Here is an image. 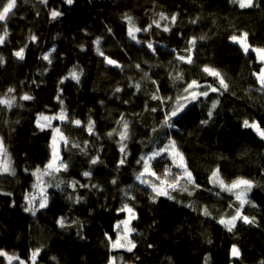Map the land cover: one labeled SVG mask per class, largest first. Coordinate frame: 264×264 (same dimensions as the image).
<instances>
[{
    "label": "trees",
    "instance_id": "16d2710c",
    "mask_svg": "<svg viewBox=\"0 0 264 264\" xmlns=\"http://www.w3.org/2000/svg\"><path fill=\"white\" fill-rule=\"evenodd\" d=\"M17 3L14 15L6 21L9 35L0 45L5 61L0 65V97H16L14 108L0 107V138L16 170L15 176L0 174V249L28 261L31 251L41 248L37 264H108L109 257L115 255L129 264H205L206 257L208 264H262L264 140L243 126L248 119L264 128V91L252 74L259 72L261 64L251 50L245 54L229 37L247 32L250 45L264 47V0H254L259 6L245 9L230 0ZM52 10L62 11L63 15L53 20L49 15ZM161 13L168 19L161 20L157 28L152 21L159 20ZM125 15L133 17L141 29L152 24L149 32L136 34L141 44L128 37ZM173 15L177 17L174 24ZM165 25L170 31L162 30ZM3 31L0 22V34ZM32 35L37 37L36 42L31 41ZM194 37L193 63L178 60V55L189 54L188 41ZM97 38L104 55L121 67L106 64L97 54L93 44ZM149 41L154 43L155 54L146 46ZM25 45V59L17 60L12 52ZM46 52H51V64L42 59ZM206 65L221 73L229 91L209 92L207 97L189 102L172 118V127L164 126L165 115L175 108L192 80L219 87L216 78L202 71ZM73 68L82 70L80 82L69 78L61 84ZM177 75L182 79H175ZM10 87L15 91L9 94ZM117 87L119 93L115 92ZM58 92L70 119L81 120L82 125L55 120L69 141L67 145L62 142L60 149V159L68 169L47 176L52 185L46 190L48 205L33 216L23 211L24 196L37 194L32 172L43 170L52 155V130H41L36 121L39 114L61 111ZM25 93L33 99L20 100ZM154 94L164 102L153 100ZM214 101L218 104L209 119ZM89 119L94 121V135L87 131ZM122 120L128 123L129 138L124 141L125 164L118 167L122 159L119 132L123 131L118 121ZM202 120L208 123L202 124ZM109 132H113L111 137ZM170 140L176 141L184 164L200 187L193 188L182 178L176 191L169 189L172 199L159 196L153 202L152 188L136 180L143 168V163L137 161ZM96 156L99 162L92 165L91 159ZM151 168L161 179L165 178V169H170L172 176H183L167 153L152 160ZM217 168L225 183L237 178L252 181L254 186L248 194L251 203L241 211L255 217L254 224L237 220L229 232L218 223L221 217L233 216L239 203L232 193L222 192L209 182ZM84 171L92 175L84 177ZM144 178L160 183L147 174ZM60 181L64 183L57 189L55 185ZM72 181L87 187L78 184L73 191L68 187ZM183 187L188 191L179 190ZM77 196L82 198L79 203L75 202ZM125 204L137 216L130 225L136 230L129 236L136 244L131 253L111 249L105 236L107 233L113 241L116 239V225L127 216L118 210ZM204 208L210 216L202 215ZM60 217L67 225L77 223L61 228L57 224ZM233 245L240 249L239 258L230 255ZM0 264L7 261L0 257Z\"/></svg>",
    "mask_w": 264,
    "mask_h": 264
},
{
    "label": "snow or ice",
    "instance_id": "6c2138e0",
    "mask_svg": "<svg viewBox=\"0 0 264 264\" xmlns=\"http://www.w3.org/2000/svg\"><path fill=\"white\" fill-rule=\"evenodd\" d=\"M64 2L68 5H71L73 3V0H64ZM230 2L234 4H238L239 8L245 9V8H252L253 6H259L258 3L254 4V0H230ZM41 3L46 4L47 0H41ZM18 7L17 0H0V22H3V28L4 31L2 34H0V45H4L6 42V38L9 35L8 27L6 21L10 19L14 15V10ZM51 19H56L57 17H60L63 15L62 11L59 10H52L49 13ZM125 21L128 24V37L135 41L137 44H141L142 41L137 38V33L140 32H149L152 24H154L157 28L161 27L160 21L161 20H167L168 17H166L163 13L160 14L159 20H153L152 24L148 25L147 27L141 29L140 27H137L135 24V21L133 17L125 15L124 17ZM177 20L176 15L171 16V23H175ZM196 21H192V23H195ZM164 32L170 31V28L165 25L162 29ZM111 29H109V32ZM32 42L37 41V37L35 35H32L30 37ZM203 39V37H201ZM230 41L233 43L239 44L240 48L243 50L245 54H248L249 50L256 53L257 61L261 64V67L259 69V72H253L252 74L256 77L257 83L260 85V90L264 91V47H253L250 45L248 41V33L243 32L239 35L233 34L229 37ZM93 44L96 45V51L97 54L104 57V61L108 65H112L115 67H121V65L114 59L109 58L108 56H105L104 53L100 49V39L97 38L95 41H93ZM189 49H188V55L185 56H177V59L185 62V63H193L192 55H191V48L195 47L196 44V38H192L188 41ZM147 48L155 54L156 49L154 46V43L149 41L147 42ZM27 45L20 47L18 50H15L12 52V55L17 60H24L25 59V49ZM81 50L83 51L84 48L81 46ZM52 51H55L53 49ZM175 51V50H173ZM51 52H46L42 59L47 61L49 64L52 63V60L50 59ZM4 57L0 55V65L4 64ZM137 68L140 67V65H136ZM202 71L204 73H207L208 75L216 78L218 80L219 87H213L212 85H200L197 80H192L190 83L187 84V86L184 88V93L186 95L182 96L180 99L183 101H188L189 99L191 101H196L199 97H207L209 95V92H221L223 90L224 92L229 91V84L225 82V78L221 75L219 71H217L214 68H211L209 66H204ZM82 75V70L77 71L76 68H73L67 77H64L61 79L60 83L63 84L66 79H71L75 81L76 83L80 82V77ZM145 76H147V73H145ZM175 79H182L181 76L177 75ZM153 84H155V81H152ZM137 90H139L140 85H135ZM203 89V90H201ZM15 89L8 88L7 93L14 92ZM62 91V90H61ZM121 89L117 87L115 89V92L119 93ZM159 92V89H157V93ZM20 100L23 101H30L33 99V97L27 93L19 97ZM57 99L59 100L61 104V111L53 116H47V115H40L37 117V127L41 128V130L45 128H52L53 131V144L55 145L57 136L61 141L64 142L65 145L69 143L67 137L64 136L63 132L59 127H53L52 126V120H59L61 123L68 122L71 124H74L77 127H80L82 125L81 120H73L70 119V114L67 113L63 108V100L60 99V93L58 92ZM153 100H161V103H163V99L157 95L154 94L152 96ZM16 101L15 96H6V97H0V105H4L8 108H12L14 105V102ZM218 104V101H214L211 109L208 112V117L211 119L213 115L214 109H216ZM185 107L184 103H178L177 106L171 111L170 114L165 115V119L163 121L164 126L172 127L171 120L173 117H176L177 114L183 110ZM152 111H156V109H152ZM118 123L123 124V131L119 132L120 136V152L122 154V159L119 161L118 167L123 166L125 164V158H126V145L124 144V141H126L129 138V131H128V123L127 121H118ZM202 124H207V120H202ZM243 126L245 128H251L253 131L257 133V135L264 140V128H261L260 124L256 121H249L248 119H245L243 121ZM87 131L89 135H94V121L91 119L87 122ZM115 131V130H114ZM108 135L111 137L113 135V132H109ZM87 144V142H85ZM73 147H77V145H73ZM81 152H84V149L81 148ZM163 153H167L170 157H172L173 164L182 169L183 176L177 175L172 176L170 169H165L164 179H161V177L157 176L155 171H152L151 168V161L156 159L158 156H161ZM177 158L179 159V163H177ZM99 162V156L93 157L91 159V164L95 165ZM143 163L142 170L136 175V180L139 181L141 184H147L149 187L152 188L153 193H155V196L152 198L153 202H155V197L159 196H168L169 199H172L173 197L170 195L169 189L172 191H176L180 185V180L183 178L186 181V184L192 185L193 188H199L200 186L196 184L195 180L193 179L192 173L188 171L187 166L184 164V157L183 154L179 151L176 141L170 140L169 144L164 145V147L159 148L158 150H154L150 152L149 154L142 156L140 160L137 161L138 164ZM68 165L60 159L58 153L56 152L55 148L53 150V158L44 166V170L42 171L40 168H37L34 172H32V175L36 177L37 183L33 185V188L35 189L38 185L43 184V177L44 176H51L54 173L60 172L61 170L67 171ZM8 174L11 176L16 175V170L12 166L11 158L8 154V150L4 145L3 138H0V174ZM149 175L152 177H155L157 180L160 181L159 185L151 183L149 180H146L144 177L145 175ZM92 175L91 171H84L83 176L84 177H90ZM209 182L213 185H217L222 192H228L232 193L235 196L236 201L239 202V207L236 209L235 215L231 216L229 219H225L224 217H221L218 221V223L224 225L229 232L233 230V228L236 226L237 220H242L244 224H254L255 223V217H249L247 215H243L241 209L244 208L245 204L251 203V201L248 199V192L251 191L253 188V183L251 180L243 179V178H237L233 180L231 183H225V181L220 177L219 175V169H215L212 171ZM64 181H60L55 185L57 189L60 188V185L63 184ZM113 183H116L115 180H113ZM79 184L78 181H72L68 184V187H71L73 191H75L77 185ZM52 185H48V187H51ZM79 187H87L86 185L79 184ZM95 187V186H93ZM181 191H188L187 187L179 188ZM4 195H11V193H2ZM189 195H192V192H188ZM81 197H76V203H79L81 201ZM25 200V207L23 208V211L26 213H31L33 216L36 215V212L39 209H44L48 205V197L46 194V188L41 189V195L39 198L38 208L36 206V200L37 197L34 194H28L26 193L24 196ZM13 206H15L13 202ZM229 207H232L230 204ZM255 207V205H253ZM122 212L128 213V216L126 219L118 221L116 228H117V235L116 239L113 241L111 237L105 234L106 238L108 239V242L111 246V249H120L124 248L127 252H133V249L136 248V244L129 239V236L131 233L135 232V228L131 227V221L135 220L137 218L136 212L132 207H129L128 204H125L121 209L118 210ZM202 215L205 217H208L211 215V213L208 211L207 208H204L202 211ZM77 222L72 221L71 225L66 224V220L64 217H60L57 220V224L59 227L64 228L66 226H72L75 225ZM122 226V230H121ZM83 238V237H81ZM210 242V241H209ZM152 245H149V248H151ZM41 252V248H36L35 250H32L30 253V256L28 258V261L21 259L19 255L17 254H9L4 249H0V257H3L5 261H7V264H12V261H18V264H37V257ZM230 255L232 258H239L241 256L240 249L233 245L230 250ZM108 264H116V257L110 256L108 259ZM205 264H208V258H205ZM264 264V262H262Z\"/></svg>",
    "mask_w": 264,
    "mask_h": 264
},
{
    "label": "rangeland",
    "instance_id": "374dc122",
    "mask_svg": "<svg viewBox=\"0 0 264 264\" xmlns=\"http://www.w3.org/2000/svg\"><path fill=\"white\" fill-rule=\"evenodd\" d=\"M253 47H258V46H253ZM254 53V52H253ZM254 55L256 56V53H254ZM256 59H257V56H256ZM202 86H204V85H202ZM201 90H203V89H201ZM186 95V94H185ZM6 96H12V95H6ZM6 96H4V97H6ZM181 98V97H180ZM179 98V100L176 102V106H177V104L178 103H184L185 104V106L189 103V102H191V100L189 99L188 101H183V100H181ZM16 102V101H15ZM15 102H14V105H13V107L12 108H14L15 106H16V104H15ZM175 106V107H176ZM0 107H3V108H6V109H12V108H8V107H6V106H4V105H0ZM40 115H47V114H39L38 116H40ZM53 115H56V114H52V115H47V116H53ZM52 126L53 127H59L60 128V125L59 124H55V120H52ZM51 130H52V128H51ZM62 142L63 141H61L60 139H59V137L57 136V140H56V143H55V145L53 144V131H52V140H51V143H50V146H51V150H52V155H51V159L53 158V150H54V148H55V150H56V152L58 153V155H59V157H60V149H61V144H62ZM50 159V160H51ZM44 170V169H43ZM42 170V171H43ZM51 176H56V173H54L53 175H51ZM50 176V177H51ZM148 180V179H147ZM43 181H44V183L43 184H40V185H38L35 189L33 188V190H36V192H37V194H36V197H37V200H36V202L35 203H39V201H38V199L40 198V195H41V189L42 188H46V190L49 188L48 187V185H51V183H50V181L47 179V176H44L43 177ZM139 182V181H138ZM37 183V181H36V179H35V182H34V184H36ZM33 184V185H34ZM211 185H213L212 183H211ZM213 186H217V185H213ZM248 194H249V192H248ZM236 200V199H235ZM238 202V201H237ZM239 203V202H238ZM124 206V205H123ZM122 206V207H123ZM121 207V208H122ZM126 215L128 216V213H126ZM235 215V214H234ZM127 216L125 217V219L127 218ZM225 218V217H224ZM230 218V217H229ZM229 218H225V219H229ZM123 220V219H122ZM121 230H122V226H121ZM117 232V231H116ZM116 235H117V233H116ZM120 249H124V248H120ZM113 257H116V264H129V263H127V262H125V261H123V259L119 256V255H115V256H113Z\"/></svg>",
    "mask_w": 264,
    "mask_h": 264
}]
</instances>
